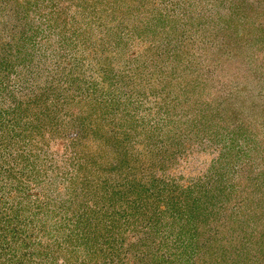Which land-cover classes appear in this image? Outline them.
Here are the masks:
<instances>
[{
	"label": "rangeland",
	"instance_id": "374dc122",
	"mask_svg": "<svg viewBox=\"0 0 264 264\" xmlns=\"http://www.w3.org/2000/svg\"><path fill=\"white\" fill-rule=\"evenodd\" d=\"M0 264H105V0H0ZM106 264H264V0H106Z\"/></svg>",
	"mask_w": 264,
	"mask_h": 264
},
{
	"label": "trees",
	"instance_id": "16d2710c",
	"mask_svg": "<svg viewBox=\"0 0 264 264\" xmlns=\"http://www.w3.org/2000/svg\"><path fill=\"white\" fill-rule=\"evenodd\" d=\"M94 15V14H93ZM5 238V237H4Z\"/></svg>",
	"mask_w": 264,
	"mask_h": 264
}]
</instances>
